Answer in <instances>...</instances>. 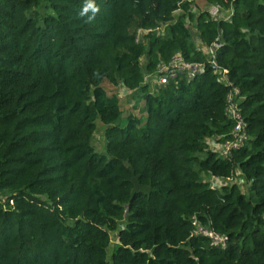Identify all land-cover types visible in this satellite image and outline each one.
Segmentation results:
<instances>
[{
  "label": "trees",
  "instance_id": "obj_1",
  "mask_svg": "<svg viewBox=\"0 0 264 264\" xmlns=\"http://www.w3.org/2000/svg\"><path fill=\"white\" fill-rule=\"evenodd\" d=\"M207 1L230 18L193 13V0H94V16L80 15L87 0H0V264H264V0ZM195 37L220 43L215 60L243 96L249 139L225 158L208 139L231 130L228 88ZM175 52L203 71L151 90L144 70ZM104 81L144 113L118 123ZM236 170L245 191L202 177Z\"/></svg>",
  "mask_w": 264,
  "mask_h": 264
},
{
  "label": "built area",
  "instance_id": "obj_2",
  "mask_svg": "<svg viewBox=\"0 0 264 264\" xmlns=\"http://www.w3.org/2000/svg\"><path fill=\"white\" fill-rule=\"evenodd\" d=\"M206 2L208 5L205 10L202 11H206L211 19L226 20L230 18L231 11L224 9L219 3H211L207 0ZM161 25L162 23L154 28H138L135 37L136 41H144V36L149 33L157 35L164 34V32L158 33ZM196 44L197 47L203 51V54L209 63L210 69L213 74L216 75L217 80L228 88L225 97V114L232 123L231 130L228 137L225 139L218 140L221 137L220 135L208 139L209 143L210 141H214L215 143V147L210 144V149L225 158L232 150L240 148L244 145L246 140L249 139V135L246 130V122L239 107V103L243 100V96L241 95L240 89L230 81L229 70L226 67L218 65L215 60V51L219 47L220 43L218 41H214L210 44H204L197 39ZM142 59L143 57L141 58V61ZM203 69V63L186 61L180 52H175L168 61L160 60L153 72L148 73L144 70V82L147 83L146 81L149 79L151 82L157 84V87H159L165 85L168 81L177 78L179 74H184L188 79H190L194 77L195 74L202 72ZM147 84L149 85V83ZM118 85L123 86L121 83ZM126 89L131 91L128 88ZM193 223H196L195 219L193 220ZM195 232H201L205 235L207 234L211 237L214 244L223 245L224 243L225 238L223 236L215 234L209 230H205L201 226H197Z\"/></svg>",
  "mask_w": 264,
  "mask_h": 264
},
{
  "label": "rangeland",
  "instance_id": "obj_3",
  "mask_svg": "<svg viewBox=\"0 0 264 264\" xmlns=\"http://www.w3.org/2000/svg\"><path fill=\"white\" fill-rule=\"evenodd\" d=\"M207 5L208 3L206 2V0H194L191 6V12L193 13L201 12L202 10H205ZM47 10L48 8L45 6V4L41 3L38 6L34 7L33 10L29 14L39 18L43 16L47 12ZM182 12H183L182 10H177L174 16H177L178 14ZM187 25L191 30H193V23L191 22V20H187ZM159 28L160 29L158 30V33L165 32L168 28V23H162V25ZM195 41H197L196 37H195ZM143 60L144 58L142 59V61ZM146 82L149 83L148 86L151 90H155L156 89L155 87L158 86L157 84L151 82L149 79H147ZM102 85L105 88L108 95L114 94L119 98L122 114L120 118L118 119V123L124 124L126 121V116L128 114H133V115L138 116L144 113L143 103L140 100L133 97L132 91H128L125 88V86H121V85L112 86L107 81H104ZM96 123H97V128L93 134L92 142H93L95 149L97 151L102 152L105 149L104 136H103V131H104L105 126L100 122L99 119L96 120ZM210 144L215 147L214 141H210ZM236 172H238V170L235 171V176L230 180L225 179V178L211 176L209 174H202V177L204 179L209 180L211 186L216 187V188H220L222 184H231L232 182H235L241 187L243 191H245L247 187V182L243 180L240 172L238 173ZM115 241H116V232H113L111 235L110 244H113ZM111 248L112 247L110 246L108 250V255H110L111 253V250H112Z\"/></svg>",
  "mask_w": 264,
  "mask_h": 264
},
{
  "label": "clouds",
  "instance_id": "obj_4",
  "mask_svg": "<svg viewBox=\"0 0 264 264\" xmlns=\"http://www.w3.org/2000/svg\"><path fill=\"white\" fill-rule=\"evenodd\" d=\"M89 10H91V12L93 13V16L95 15V13H97L99 11L98 6L94 3V0H87L83 10L81 11L80 15H84L86 14ZM93 17H88L89 21H91Z\"/></svg>",
  "mask_w": 264,
  "mask_h": 264
}]
</instances>
